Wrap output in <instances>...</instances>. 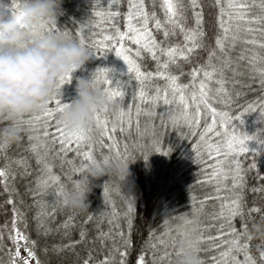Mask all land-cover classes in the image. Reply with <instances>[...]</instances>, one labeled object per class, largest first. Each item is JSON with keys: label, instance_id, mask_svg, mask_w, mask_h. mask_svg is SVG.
<instances>
[{"label": "trees", "instance_id": "trees-1", "mask_svg": "<svg viewBox=\"0 0 264 264\" xmlns=\"http://www.w3.org/2000/svg\"><path fill=\"white\" fill-rule=\"evenodd\" d=\"M16 2L17 0H11L12 4ZM127 2L128 0H118V4L112 8L113 11L118 10L121 13L120 16L111 21L105 19L97 24L95 21L98 17L95 16L94 9L107 10L109 7L108 0H63V12L59 15L57 24L66 28L75 39H79L82 33L87 46L98 37H103L106 32L111 33L113 31L110 27L112 23L117 24L122 31L124 30L123 14L127 11ZM144 2L150 12L155 11L157 16L163 20V9L160 7L162 0H144ZM181 2L185 6L184 13L187 18L182 22L186 26H191L194 24V17L192 16L190 0H181ZM245 2L251 5L250 14L260 12V0H255V2L254 0H245ZM199 4L203 8L204 35L199 38L198 43L202 46L194 49L188 59L180 58L177 64L172 66L173 72L181 73L179 76L181 83H187L191 79L189 72L193 67L206 63L208 52L216 49L215 37L220 33L217 24L218 7L216 0H199ZM254 26L259 27V25ZM150 27L153 28V35L156 36L157 40H163L166 45L183 43V35L179 29L174 35L165 39L162 30H156L151 23ZM77 29H80V33L77 32ZM240 35L246 39H251L250 33L241 31ZM259 38V33H257V39ZM125 43L129 49L137 47L134 41L125 40ZM253 49L256 53L264 55V49L246 43L245 39H237L235 44L227 48L226 54L231 58V63L224 69V75L228 80L226 88L229 90L231 103H213L214 107L227 110L233 116L236 115L237 110L249 104L256 106L251 111L243 113L244 123L237 126L238 131L246 132L249 136L255 134L254 138L247 141L249 151L240 153L236 157L241 161L244 170L243 203L246 222L248 221L249 209H259V211L251 212L252 218L264 214V178H262L264 177V121L257 119L260 102L264 100V88L259 83V75L250 71L248 57L252 55ZM242 52L244 58L238 59ZM129 54L133 55L132 52ZM224 55L225 53L216 49V55L212 58V62L218 66L221 65L220 58ZM138 60L142 64L143 70H155L156 61L146 50L142 51ZM98 66H106L111 69L110 76L113 82L117 80L128 81L124 103L120 104L118 101H114L113 105L107 109L106 114L111 121L115 116L117 107L127 109L128 103L132 102L131 96L136 86V81L127 71L126 63L114 52V49L102 55H97L94 52L90 61H87L81 68L74 70L71 80L63 85L61 96L63 101L70 100L75 94V77L87 76L94 72ZM233 68L236 69V75L233 74ZM233 80L238 82L232 83ZM152 83L162 86L164 80L160 78L153 80ZM211 83L213 87L216 86L215 81ZM149 90L151 91V89ZM150 107L146 102L142 104V108ZM173 107L176 106L173 105ZM162 111H164V106L160 104L155 108V115H148L142 111L137 117L133 104L131 126L125 125L126 130L124 132H121L120 128L117 127L114 133L121 153L125 152V144H127L128 159L132 160L129 163L130 175L126 182L107 175L100 177L88 194L89 207L86 210H74L64 204H58L54 217L44 218L47 226L51 229L46 235L43 234V230L39 234L37 232L35 217L39 209L33 201L36 199L48 201L50 211L51 197L50 195L33 197L31 194V190H35L36 178L41 176L39 171L41 165L29 147L28 133L24 130L27 126L22 125L23 134L21 138L0 149V167H4L8 171L7 191L4 183L0 181V233L3 234L2 241H0V261L7 262L9 260V248L13 247L8 233L14 231L12 229V217L14 215L12 208L15 206L23 214V219L17 218L16 227L25 233L29 239L36 241L35 257L39 258L43 264H83L84 259H89V264H93L94 261L102 260L105 255L109 254L114 242L123 249L122 238L116 235L118 231L114 227L116 223L120 225L119 230L130 235L131 238V245L127 249L128 255L125 258L126 264H136L141 251L145 253L146 264H153L151 259L153 255L157 257L156 264H168L167 259H160L165 251L171 253L174 262L176 258L175 242L182 238L178 231L180 229H194L191 232L193 237L199 234L205 237H215L212 240L205 239L199 245V254L203 264H212V258L217 257L218 252L226 247L221 243L220 238L216 237V233L218 226L222 223L219 216L220 207L224 197L230 195L231 188L221 187L215 181L205 179L206 174L212 172L213 169L210 165L214 164L216 159L204 150L205 142H201L197 149H192V144L197 143L199 132L204 127L205 110L202 108L200 124L194 131L189 130L183 124L176 128L171 123L165 126L159 115ZM25 115H30V113ZM137 119L139 120V129L136 126ZM164 119L167 120V114H165ZM207 120L210 122V115L207 116ZM119 123L117 120V124ZM50 124L55 125V119L50 121ZM153 125L155 126V136L150 135L153 131ZM222 130V127L216 129L217 132H222ZM180 133L188 134L189 139L186 136H181ZM208 135L211 136V133ZM100 138V130L94 126L91 131L93 155L95 157H102L104 154L110 155V157L114 156L115 154L110 153L109 149L105 147L109 143L107 137L103 138V145L96 143ZM152 139H159L163 147L171 146V151L168 153L153 151V147L149 143ZM211 139L214 143L222 141L219 136H212ZM59 146L57 143L55 148ZM86 147L87 145H85ZM253 150H255V157ZM41 151L43 152V149ZM145 151L148 152L147 159L143 156ZM196 151L201 152L199 158L195 155ZM221 153L223 155V148ZM65 155L69 160L75 158L76 164L81 162L72 150H69ZM20 158H24L25 164L16 163ZM253 159L256 161V167L249 168ZM49 160L53 164V172L60 177V182L65 187L69 186L71 180L79 175V173L71 171V165L67 162L62 164L59 156L55 159L49 156ZM224 167H229L227 161H225ZM21 173L25 174L21 175ZM231 180L232 177L229 175L224 183L230 186ZM105 181L109 187L110 200L107 201L103 195V183ZM218 187H220L219 194L216 191ZM9 196L12 197L10 202ZM206 197L207 199H205ZM129 202L132 204L130 233L127 218L124 215L128 210ZM113 206L118 215L110 225L107 214L111 212ZM69 216L72 217V221L68 227H64L63 222ZM89 217L91 218L89 219ZM184 219L189 220L190 223L185 224ZM240 223V218L236 217L235 226L238 229ZM82 228L85 230L84 239L80 237ZM150 231L152 232L151 237H149ZM222 231L227 233V226ZM103 232H109V236L98 235V233ZM227 238L226 235L224 239ZM161 239L164 240V244L159 243ZM70 241L76 243L70 244ZM150 244H155V248L149 247ZM213 244L220 247L213 248ZM249 244L250 252L254 256H258L259 241L251 236ZM54 245L60 247L57 249L53 247ZM64 245L68 246L64 247ZM45 249L47 250L45 251ZM238 259H243L242 253L239 254Z\"/></svg>", "mask_w": 264, "mask_h": 264}, {"label": "snow or ice", "instance_id": "snow-or-ice-1", "mask_svg": "<svg viewBox=\"0 0 264 264\" xmlns=\"http://www.w3.org/2000/svg\"><path fill=\"white\" fill-rule=\"evenodd\" d=\"M117 4L118 0H108L109 7L107 10L94 9L95 16L98 17L95 23L100 24L105 19L111 21L115 17L120 16L121 13L118 10H112ZM216 5L218 7L217 24L220 33L215 37V44L216 49H219L225 55L220 58L222 63L218 66L212 62V58L216 55V49L210 50L206 63L193 67L190 70L189 76L191 79L187 83L179 82L181 73L173 72L172 66L176 65L180 58L188 59L194 49L202 46L198 43L199 38L204 35L203 8L199 4V0H190L192 16L194 17V24L191 26H186L182 22L187 18L184 13L185 6L181 0H162L160 7L163 9V20L157 16L155 11L150 12L147 9L144 0H128L127 11L123 14L125 20L124 30L122 31L117 24L112 23L110 25L113 29L111 33L106 32L103 37H98L87 45L97 55H102L114 49V52L126 63L130 76L136 81V86L131 96L132 102L128 103L127 109L117 107L115 116L111 121L106 114L107 107H103L95 113V126L100 130L101 137L96 143L103 145V138L107 137L109 143L105 147L109 149V152L127 160L129 156L127 144H125V152L122 154L114 133L117 127L120 128L121 132H124L126 130L125 125L131 126L133 104L135 105L137 117L142 111L148 115H155L156 106L162 104L164 111L160 112L159 115L165 126L171 123L176 128L183 124L192 131L196 130L200 124L203 108L205 110V124L199 132L197 143L192 144V149H197L201 142H205L204 150H206L208 155L216 157L214 164L210 165L213 170L210 174H206L205 179L213 180L221 187L231 188L230 195L224 197L222 201L219 211L222 223L218 226L216 233V237L220 238L221 243L226 247L218 252L217 257L212 258V264H264V251H261L258 256H254L249 250L251 233L248 230L244 214V170L242 169L241 161L236 158L238 154L249 151L247 141L255 136V134L249 136L246 132L238 131L237 126L244 123L243 113L251 111L256 106L249 104L237 110L235 116L227 110H220L213 106L214 102L231 103V96L228 88H226L228 80L224 75V69L231 63V58L226 54L227 48L235 44L237 39H245L246 43L264 49V0H260V12L257 14H250L251 5L245 2V0H216ZM12 7H16V4H13ZM150 23L154 25L156 30H162L165 39L170 35H174L177 29H179L183 35V43L166 45L163 40H157L156 36L153 35V28L150 27ZM254 25H259V27H255ZM46 26L54 28L56 25L51 24ZM241 31L250 33L251 39L242 37L240 35ZM77 32L80 33V29H77ZM257 33H259V39H257ZM79 40L82 44L86 45L82 33L79 36ZM125 40L134 41L137 47L129 49ZM144 50L156 61L155 70H143V66L138 58ZM130 52L133 55H130ZM243 58L242 52L238 59ZM248 62L251 73L259 75V83L264 88V55L256 53L253 49L252 55L248 57ZM232 71L234 75L237 74L235 68ZM110 72L111 69L109 67L98 66L94 74L96 79L102 81L109 99L123 104L128 81L117 80L113 82ZM239 74L242 75L243 73ZM71 78L72 73L69 72L62 77L61 83L69 82ZM160 78L164 80L162 86L152 83L153 80ZM212 81H215V87L212 86ZM237 82L235 80L232 81V83ZM145 102L151 107L142 108V104ZM173 105L176 107L174 108ZM65 106L66 104L61 94H54L44 110L30 112V115H22L20 117L21 126H27L24 130L28 133L29 147L35 154L37 162L41 165L39 169L41 176L36 178L35 190H31V194L33 197H43L45 195H50L51 197L50 211L48 209V201L44 199L33 201L34 204L38 205L39 209L35 217L38 234L41 233V230H43V234L45 235L51 231L44 218L54 217L57 205L64 204L62 197L66 191L65 185L60 182V177L53 172V164L50 162L49 156L53 159L59 156L61 163L67 162L71 165V171L74 173H80L85 167L86 162L94 157L91 140L92 130L82 127L70 129L57 119L58 114ZM258 111L264 113V100L260 102ZM165 114H167V120L164 119ZM208 115L211 116L210 122L207 120ZM54 119L55 125H51L50 121ZM117 120L120 122L119 124H117ZM136 126L139 129L138 119L136 120ZM218 127H222V132L216 131ZM154 129L155 126L153 125V131L150 133L152 136H155ZM258 131L260 130L258 129ZM209 133H211V136L208 135ZM180 135L186 136L189 139V135L186 133H180ZM212 136H219L222 138V141L214 143L211 139ZM57 143L60 146L55 148ZM149 143L152 145L153 151L164 153L171 151V146L163 147L159 139H152ZM6 145L0 144V149L5 148ZM85 145H87L86 148ZM53 148L54 151H52ZM222 148L223 155L221 153ZM41 149H43V152ZM69 150L74 151L76 156L80 158L81 162L79 164L75 163V158L71 160L67 159L65 154ZM254 153L255 150H253V156L255 157ZM195 155L199 158L201 152L196 151ZM143 156L147 159L148 152L145 151ZM102 157L107 160L110 155L104 154ZM225 161L229 165L227 168L224 167ZM16 163L25 164L24 158L18 159ZM255 167L256 161L253 159V162L249 164V168ZM24 174L21 173V175ZM7 175L8 171L6 168L0 167V181L4 183L6 191L8 190ZM12 175H15V173H12ZM229 175L232 177L230 186L224 183V180ZM12 190L14 191V189ZM216 191L219 194L220 187ZM103 195L106 201L110 200L109 187L106 181L103 183ZM8 199L10 202L12 197L9 196ZM127 209L124 215L127 218V226L130 233L132 224L130 216L132 204L130 202L127 205ZM254 210L259 211V209H249L247 219L252 218L250 214ZM12 211L14 213L12 217V229L14 231H10L8 235L13 247L9 248V260L7 262L0 261V264H30L32 258L36 256V241L29 239L25 233L16 227L17 218L23 219V214L15 206H13ZM107 215L108 222L111 225L118 215L114 206ZM261 216H264V214H261ZM236 217H239L241 220L239 229L235 226ZM71 221L72 217L69 216L63 222V226L68 227ZM183 222L185 224L190 223L187 219H184ZM226 226L227 233L222 231ZM114 227L118 230L116 235L122 238L124 248L121 249L120 245L114 242L109 254L105 255L102 260L94 261L93 264H126L125 258L128 255L127 249L131 245V238L130 235L119 230V223H116ZM178 231L187 246L194 248L198 252L200 251L199 245L201 241L215 238L211 236L205 237L202 234L193 237L191 232L194 229H180ZM98 235L109 236V232L98 233ZM226 235L228 238L224 239ZM151 236L152 232L150 231L149 237ZM80 237L81 239L85 237V230L83 228L80 231ZM2 238L3 234L0 233V241H2ZM21 241L27 246V255L24 256L20 254ZM75 243V241H70V244ZM159 243L164 244L165 242L161 239ZM67 246L64 245V247ZM53 247L58 249L60 246L54 245ZM149 247L155 248V244H150ZM212 247L219 248L220 246L213 244ZM240 253L243 254V259H238ZM175 255H178V253L175 252ZM89 256H91V253H89ZM151 259L153 264H156L157 257L153 255ZM160 259H167L168 264H174L172 255L168 251H165ZM35 264H43V262L39 258H36ZM83 264H89V259H84ZM136 264H146L145 253L143 251L140 252Z\"/></svg>", "mask_w": 264, "mask_h": 264}, {"label": "clouds", "instance_id": "clouds-1", "mask_svg": "<svg viewBox=\"0 0 264 264\" xmlns=\"http://www.w3.org/2000/svg\"><path fill=\"white\" fill-rule=\"evenodd\" d=\"M63 0H0V144L18 141L22 134L20 117L44 110L54 94H62V77L81 68L93 57L94 50L57 20L63 12ZM55 24L54 28L46 25ZM75 94L58 114L57 119L68 128L92 130L95 113L109 109V99L102 81L94 72L75 77ZM257 119L264 121V113ZM131 159L111 156L93 157L79 175L66 187L62 200L74 210L89 207L88 194L102 176L121 181L130 175ZM251 236L259 241L258 254L264 251V216L248 219ZM174 264H203L198 251L181 238L175 242Z\"/></svg>", "mask_w": 264, "mask_h": 264}, {"label": "rangeland", "instance_id": "rangeland-1", "mask_svg": "<svg viewBox=\"0 0 264 264\" xmlns=\"http://www.w3.org/2000/svg\"><path fill=\"white\" fill-rule=\"evenodd\" d=\"M20 243H21V247H20L21 256L27 255V246L24 244L23 241H21ZM35 259L36 257H33L32 260L30 261V264H35Z\"/></svg>", "mask_w": 264, "mask_h": 264}]
</instances>
